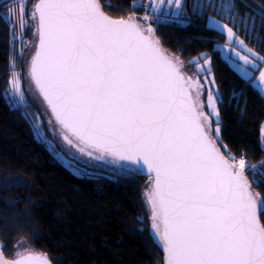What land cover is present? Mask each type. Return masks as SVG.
Wrapping results in <instances>:
<instances>
[{
    "label": "snow or ice",
    "instance_id": "1",
    "mask_svg": "<svg viewBox=\"0 0 264 264\" xmlns=\"http://www.w3.org/2000/svg\"><path fill=\"white\" fill-rule=\"evenodd\" d=\"M0 7L6 105L57 161H82L114 180L147 177L133 235L162 250L161 264H264V195L254 191L245 154L234 155L222 135L233 102L246 114L247 90L264 100V0H148L119 18L101 0H36L27 13L16 0ZM190 25L203 50L186 59L160 33ZM29 28L35 39L25 56ZM217 56L245 85H233L228 99ZM0 191L9 194L0 196L5 234L28 225L39 240L31 213L40 205L23 195L29 186L5 174ZM5 248L0 264H62L30 251L9 259Z\"/></svg>",
    "mask_w": 264,
    "mask_h": 264
},
{
    "label": "trees",
    "instance_id": "2",
    "mask_svg": "<svg viewBox=\"0 0 264 264\" xmlns=\"http://www.w3.org/2000/svg\"><path fill=\"white\" fill-rule=\"evenodd\" d=\"M35 2L28 0L29 11ZM147 2L101 0L111 5L105 10L113 18L128 15L132 4ZM136 14L142 16L143 10H137ZM6 23L0 7V77L7 64ZM160 34L166 47L188 53L186 59L203 50L201 31L196 25L164 28ZM213 39L216 43L224 42L219 37ZM216 75L225 99L230 97L233 85L237 90L245 87L234 72L219 62L218 56ZM2 92L0 86V175L19 176L29 186V192L23 195H31L40 205L31 213V225L39 233V240L29 234L28 225L21 232L10 230L8 234L0 226V244L6 245L5 255L13 259L19 248L27 245L62 264H161L162 250L151 246L146 237L133 235V230L140 227L138 219L145 216L143 193L149 180L146 177L137 181L114 180L109 172L85 169L81 162L75 164L79 175L75 174L74 169L54 159L48 147L38 142L32 123L20 112L9 109ZM263 124L264 100L249 89L246 114L242 116L233 102L226 110L222 132L224 143L234 155L239 158L245 154L249 163L246 173L254 191L261 195H264ZM257 181H260L258 188ZM5 195L9 194L0 191V196ZM20 210L23 212L25 206L20 205Z\"/></svg>",
    "mask_w": 264,
    "mask_h": 264
},
{
    "label": "rangeland",
    "instance_id": "3",
    "mask_svg": "<svg viewBox=\"0 0 264 264\" xmlns=\"http://www.w3.org/2000/svg\"><path fill=\"white\" fill-rule=\"evenodd\" d=\"M27 2H28V0H19V2H18V6L22 7L25 13H27V12L29 11V10L27 9ZM31 31H32L31 28H29V29L27 30L26 34H25V37H24V45H25L26 48H27L26 56H27V55L31 52V50H32V48H31V43H29V41L31 40V41L34 42V39H35V38L31 35ZM239 34H240L241 36H243V32H242V31H241ZM217 43H219V42H217ZM223 43H224V42H223ZM223 43H219V44L223 45ZM20 63H22V61H21ZM45 131H46V129H45ZM262 135H263V146H264V124H263ZM49 138L51 139V137H49ZM62 162H63L65 165H67V166L71 167L72 169H74L75 172H77L78 168L75 166V164H76L77 162L72 161V160H70V159H67V160L62 161ZM78 163H79V162H78ZM81 163H83V162L81 161ZM18 251L21 252V253H24V254H29V251H30L31 253H34L35 255H38L37 252H35L31 247H29V246H27V245H22V246L19 248ZM18 251H17V252H18ZM16 254H17V253H16ZM15 257H16V256H15ZM15 257H14V258H15Z\"/></svg>",
    "mask_w": 264,
    "mask_h": 264
},
{
    "label": "built area",
    "instance_id": "4",
    "mask_svg": "<svg viewBox=\"0 0 264 264\" xmlns=\"http://www.w3.org/2000/svg\"><path fill=\"white\" fill-rule=\"evenodd\" d=\"M246 164H247V167H248L249 166V163H248L247 159H246Z\"/></svg>",
    "mask_w": 264,
    "mask_h": 264
},
{
    "label": "water",
    "instance_id": "5",
    "mask_svg": "<svg viewBox=\"0 0 264 264\" xmlns=\"http://www.w3.org/2000/svg\"><path fill=\"white\" fill-rule=\"evenodd\" d=\"M147 178V177H146ZM37 256H44V255H42V254H38Z\"/></svg>",
    "mask_w": 264,
    "mask_h": 264
}]
</instances>
